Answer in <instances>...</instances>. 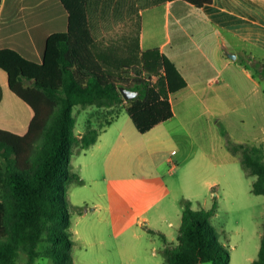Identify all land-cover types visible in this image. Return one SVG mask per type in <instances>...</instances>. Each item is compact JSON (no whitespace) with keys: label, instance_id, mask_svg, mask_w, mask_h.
Returning a JSON list of instances; mask_svg holds the SVG:
<instances>
[{"label":"trees","instance_id":"obj_1","mask_svg":"<svg viewBox=\"0 0 264 264\" xmlns=\"http://www.w3.org/2000/svg\"><path fill=\"white\" fill-rule=\"evenodd\" d=\"M61 1L68 11V28L48 37L42 61L15 48L0 49V67L9 73L11 89L35 110L28 133L0 128V264H19L22 252L30 263L47 256L54 264H74L69 187L84 180L74 170L72 157L100 135L94 126L76 134L75 106L121 104L146 132L174 115L170 95L187 85L159 47L141 48L140 12L131 36L113 39L96 33L95 23L123 10L126 0ZM165 1L147 3L149 7ZM187 1L203 6L213 0ZM241 63L264 82L263 61ZM121 86L138 94L126 99ZM232 149L240 154L247 173L255 176L253 192L264 195V145L240 143ZM217 211V200L211 208L194 209L192 200L183 199L177 246L169 245L162 234L165 264H230V251L212 224ZM252 264H264V231Z\"/></svg>","mask_w":264,"mask_h":264},{"label":"crops","instance_id":"obj_2","mask_svg":"<svg viewBox=\"0 0 264 264\" xmlns=\"http://www.w3.org/2000/svg\"><path fill=\"white\" fill-rule=\"evenodd\" d=\"M140 15L141 48L159 47L176 64L187 85L170 95L174 110L171 118L141 132L125 109L114 111L98 127V141L74 153V170L84 182L71 183L69 199L84 208L80 213L84 217L89 218L98 209L102 217L122 215L129 209L136 189L145 197L155 190L164 191L167 188L164 170L169 163L172 166L168 172L176 176L179 188L187 190L184 196L193 201V208H210H195L194 200L207 184L212 187L220 184L218 178L211 181L213 174L209 175V170L218 163L194 140V129L200 125L187 124L185 119L192 115L178 112L176 104L202 103L211 94L217 97V102L237 99L239 90L244 88L238 76L241 73L260 84L241 60L251 64L264 62V0H213L203 6L187 0H166L141 9ZM67 28L68 11L61 0H2L0 3V49L15 48L23 55L34 54L42 61L48 37ZM226 69L237 73L236 85L224 75ZM220 75L222 81L218 79ZM263 102L264 96H261L253 104V118H258L256 145L264 143ZM83 109L109 114L115 106ZM34 116L33 107L11 89L9 73L0 67V128L24 135ZM89 126L97 127L89 121L76 134L81 136Z\"/></svg>","mask_w":264,"mask_h":264},{"label":"rangeland","instance_id":"obj_3","mask_svg":"<svg viewBox=\"0 0 264 264\" xmlns=\"http://www.w3.org/2000/svg\"><path fill=\"white\" fill-rule=\"evenodd\" d=\"M124 3L126 6L123 10L110 14L105 21L95 23L97 34L113 39L133 35L137 29V14L148 7V3L147 0H126ZM224 75L235 85L238 82L234 76L237 73L226 69ZM238 76L244 84V88L239 90V98H233L230 102L220 99L217 102V97L211 94L202 103L191 101L179 106L176 104V109L192 115L185 119L187 124L200 125L198 129H194V140L202 144L218 163L217 167L209 170V175L213 174L210 176L211 181L218 178L220 184L215 187L207 184L199 198L194 200V206L212 207L217 200L218 211L212 217V224L219 233L221 243L230 251V264H252L259 255L264 231V195L253 192L255 176L247 173L240 154H235L232 148L240 143L255 144L257 141L255 132L258 118H253V104L256 99L264 96V82H252L243 73ZM218 79L222 81L223 76H218ZM124 109L120 104L109 114L106 111L99 114L94 109H83L81 105H77L74 108L76 132L85 129L89 121L99 127L114 111ZM174 162L178 164L176 158ZM171 166L172 163L166 164L164 170V186L167 183L164 191L155 190L145 197L140 189H136L129 202V209L120 216L102 217L98 209L90 213L89 218L84 217L77 210L78 205L70 201L71 230L75 241L74 264H165L163 249L166 242L162 234L167 236L169 245L177 246L184 193H187V190L178 187L176 176L168 172ZM18 262L54 264V259L38 257L30 263L28 255L22 252Z\"/></svg>","mask_w":264,"mask_h":264},{"label":"water","instance_id":"obj_4","mask_svg":"<svg viewBox=\"0 0 264 264\" xmlns=\"http://www.w3.org/2000/svg\"><path fill=\"white\" fill-rule=\"evenodd\" d=\"M233 57H235V54H233ZM121 91L126 99H130L138 94V90H133L127 86H121Z\"/></svg>","mask_w":264,"mask_h":264},{"label":"built area","instance_id":"obj_5","mask_svg":"<svg viewBox=\"0 0 264 264\" xmlns=\"http://www.w3.org/2000/svg\"><path fill=\"white\" fill-rule=\"evenodd\" d=\"M173 152H175V151H173Z\"/></svg>","mask_w":264,"mask_h":264}]
</instances>
